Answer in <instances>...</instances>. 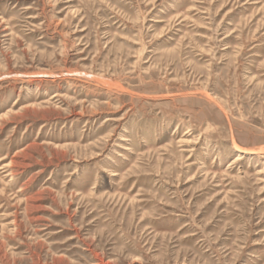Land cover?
<instances>
[{
  "label": "rangeland",
  "instance_id": "374dc122",
  "mask_svg": "<svg viewBox=\"0 0 264 264\" xmlns=\"http://www.w3.org/2000/svg\"><path fill=\"white\" fill-rule=\"evenodd\" d=\"M0 264H264V0H0Z\"/></svg>",
  "mask_w": 264,
  "mask_h": 264
},
{
  "label": "bare ground",
  "instance_id": "6f19581e",
  "mask_svg": "<svg viewBox=\"0 0 264 264\" xmlns=\"http://www.w3.org/2000/svg\"><path fill=\"white\" fill-rule=\"evenodd\" d=\"M239 160H240V159H239V157H238L235 161L237 162V161H239Z\"/></svg>",
  "mask_w": 264,
  "mask_h": 264
}]
</instances>
